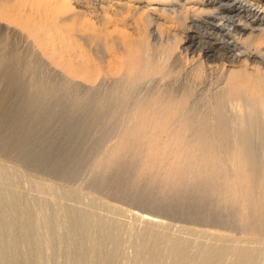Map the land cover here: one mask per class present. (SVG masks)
<instances>
[{"label": "bare ground", "instance_id": "1", "mask_svg": "<svg viewBox=\"0 0 264 264\" xmlns=\"http://www.w3.org/2000/svg\"><path fill=\"white\" fill-rule=\"evenodd\" d=\"M0 37L5 92L24 87L28 101L42 104L56 87L66 89L74 105L96 113L97 124L111 126L104 168L120 184L110 194L136 205L158 197L159 208L188 199L181 214L217 203L209 216L239 211L249 228L264 232V7L246 0H0ZM16 40L23 57L8 50ZM212 88L211 113L197 115L198 95ZM6 184L19 207L11 224L0 218V264H40L33 252L59 239L52 233L65 219L42 207L54 198L45 186L14 184L0 170L2 218ZM82 209L73 212L79 221L87 216ZM110 213L127 217L121 208ZM132 218L141 226L133 228L139 250L175 228L155 214ZM102 223L103 234L82 227L78 236L94 264L120 232L111 218ZM214 240L193 264H264L259 242ZM54 254L47 264H70L65 249ZM155 257L153 249L140 263Z\"/></svg>", "mask_w": 264, "mask_h": 264}, {"label": "rangeland", "instance_id": "2", "mask_svg": "<svg viewBox=\"0 0 264 264\" xmlns=\"http://www.w3.org/2000/svg\"><path fill=\"white\" fill-rule=\"evenodd\" d=\"M246 1L264 7L261 0ZM129 27H126L127 31H130ZM201 28L197 31L200 34L204 32L203 27ZM1 40L3 39L0 37ZM16 42L9 43L8 50L11 47L16 50L14 52L16 55L23 57L24 45L18 40ZM4 45L5 40L2 41V46ZM22 47L24 53L21 51ZM5 77V73H0V170L7 174L14 184L25 179L32 187L45 186L52 192L54 198L53 202H49V205L46 202L42 207H47L52 213L60 211L61 218L65 219L52 233L59 239L51 240L48 246L41 243L37 253L33 252L32 256L37 254L40 264H47L50 257L56 259L58 256L54 254L55 251L58 254L59 250L64 249L70 264H94L92 260L94 254L88 253V249L86 251L84 248L87 246L86 241L82 237L79 240L78 236L82 227L93 237L98 233L103 234L104 218H111L120 232L116 237V243L112 244L113 247H106L99 254L96 264H142L140 262L143 255L153 249L156 254L154 264H193L196 258L202 257L209 250L208 243L211 240L215 242V238L240 243L259 242L258 256L261 259L264 257V232L249 228L239 211L236 213L226 211L220 217L209 216L207 213L218 207L217 203H211L196 206L191 212L181 214L180 208L188 199L180 200V203L173 207L159 208L158 201L161 198L158 197L146 200L143 205H136L133 199L118 198L110 194L109 187L116 194L120 184L118 178L107 177V170L104 168L105 150L113 140L108 134L111 126L97 124L99 122L96 113L91 108H86L83 103L74 105L66 89L59 90L56 87L58 90L56 96L42 104H36L33 97L32 104L28 101L29 95L24 87H15L5 92L1 85L5 82ZM34 77H41L55 86L53 84L55 81L44 72H36ZM20 84L25 85V79L21 80ZM169 92L173 91L169 89ZM214 94L215 90L212 88L210 92L198 95L195 104L197 115L208 116L211 113L209 97H214ZM13 190L14 187L10 184H6L3 189V200L9 211L4 218L2 215L0 218L7 224L12 223L10 220L19 207L12 199ZM80 204L84 215L87 214L83 221H79L77 215L73 213ZM113 208L123 209L127 217L122 218L114 213L109 215L108 211ZM141 212L155 214L175 228H171L170 235L153 247L148 246L139 250L135 247L138 232L133 228L139 229L141 226L136 225L132 217ZM108 215L109 218L106 217ZM40 223L38 220L37 224ZM262 224L264 225V222ZM60 239L64 244L56 243Z\"/></svg>", "mask_w": 264, "mask_h": 264}]
</instances>
